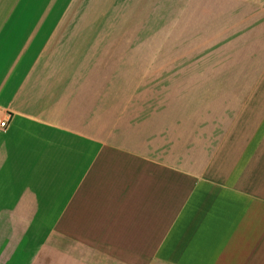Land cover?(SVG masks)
I'll use <instances>...</instances> for the list:
<instances>
[{
  "label": "crops",
  "instance_id": "1",
  "mask_svg": "<svg viewBox=\"0 0 264 264\" xmlns=\"http://www.w3.org/2000/svg\"><path fill=\"white\" fill-rule=\"evenodd\" d=\"M164 4L0 0V264H264V69L186 140L141 73L102 66Z\"/></svg>",
  "mask_w": 264,
  "mask_h": 264
},
{
  "label": "rangeland",
  "instance_id": "2",
  "mask_svg": "<svg viewBox=\"0 0 264 264\" xmlns=\"http://www.w3.org/2000/svg\"><path fill=\"white\" fill-rule=\"evenodd\" d=\"M163 2L165 10L127 14L132 26H118L112 34L132 37L134 44H118L117 61L102 60V66L117 62V68L144 76L148 90L140 95L164 101L166 131L179 129L188 140L212 114L217 135L222 90H243L264 69V0H182L179 11L173 10L176 0ZM140 39L149 43L135 44ZM132 78L134 83L136 73Z\"/></svg>",
  "mask_w": 264,
  "mask_h": 264
},
{
  "label": "built area",
  "instance_id": "3",
  "mask_svg": "<svg viewBox=\"0 0 264 264\" xmlns=\"http://www.w3.org/2000/svg\"><path fill=\"white\" fill-rule=\"evenodd\" d=\"M14 121V113L0 106V131L7 130Z\"/></svg>",
  "mask_w": 264,
  "mask_h": 264
}]
</instances>
